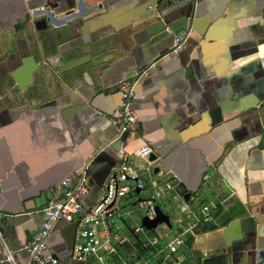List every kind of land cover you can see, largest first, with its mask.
I'll return each mask as SVG.
<instances>
[{
  "label": "crops",
  "instance_id": "obj_1",
  "mask_svg": "<svg viewBox=\"0 0 264 264\" xmlns=\"http://www.w3.org/2000/svg\"><path fill=\"white\" fill-rule=\"evenodd\" d=\"M27 59L36 69L21 87L14 77ZM123 80L134 81L138 120L119 133ZM125 162L179 185L159 203L167 224L120 222L123 258L149 254L146 238L161 247L184 202H212L162 261L264 264V0H0V264H33L24 246L63 180L84 171L81 221ZM79 225L53 228L57 264H95L73 257Z\"/></svg>",
  "mask_w": 264,
  "mask_h": 264
},
{
  "label": "built area",
  "instance_id": "obj_2",
  "mask_svg": "<svg viewBox=\"0 0 264 264\" xmlns=\"http://www.w3.org/2000/svg\"><path fill=\"white\" fill-rule=\"evenodd\" d=\"M186 37L187 33L185 32L175 35L174 51L181 50L185 46ZM118 92L120 101L112 115V121L118 128V132L122 133L133 129L138 120L132 108V100L135 95L134 81H121L118 85ZM152 152V148L148 145L138 150V154L145 158H148ZM117 169L115 174L109 176L104 192L81 221L78 220V217L84 213L81 198L87 193L84 171L72 174L63 180L59 186V196L42 210L45 220L24 246L33 264L58 263L57 259L48 251V238L56 224L73 221L80 224L77 241L73 248V257L77 260H92L95 264H110V260L114 259L119 264H165L162 261L164 251L176 253L185 244L187 236L195 232L206 213L213 207L212 202L202 204L200 209L194 206V202H184L181 220L176 228L165 234V243L161 247H157V238H146L145 243L154 249L152 248L147 255H140L135 259H125L117 249L119 244L127 240L122 234L120 222H126L125 219L128 216L135 214L140 217L146 216L149 219L155 218L157 215L156 205H160L161 198L167 190L177 187L179 183L171 178L158 181L152 174L143 178L137 169L126 162ZM208 178L209 176L205 175L204 179ZM136 190L139 191V195L135 197V203L129 205L126 199ZM5 215L0 211V217ZM144 231L142 225L131 230L133 238L143 234ZM8 253L6 260H11L12 256ZM4 261L5 259L1 260V262Z\"/></svg>",
  "mask_w": 264,
  "mask_h": 264
},
{
  "label": "water",
  "instance_id": "obj_3",
  "mask_svg": "<svg viewBox=\"0 0 264 264\" xmlns=\"http://www.w3.org/2000/svg\"><path fill=\"white\" fill-rule=\"evenodd\" d=\"M36 69V64H34L32 59H27L25 61L24 66L15 74V80L17 83L22 87L25 84H28L30 81V73ZM142 73V72H140ZM154 156H151V159H153ZM188 195L185 197L187 198ZM157 215L153 219H149L148 217L144 216L142 217V224L147 228L148 230L153 229L158 224L162 223H168V216L162 211L160 206L156 205Z\"/></svg>",
  "mask_w": 264,
  "mask_h": 264
},
{
  "label": "rangeland",
  "instance_id": "obj_4",
  "mask_svg": "<svg viewBox=\"0 0 264 264\" xmlns=\"http://www.w3.org/2000/svg\"><path fill=\"white\" fill-rule=\"evenodd\" d=\"M133 226H134V224L133 223H131Z\"/></svg>",
  "mask_w": 264,
  "mask_h": 264
}]
</instances>
